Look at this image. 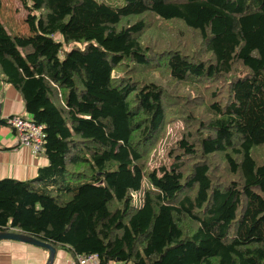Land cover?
<instances>
[{"label": "trees", "instance_id": "trees-1", "mask_svg": "<svg viewBox=\"0 0 264 264\" xmlns=\"http://www.w3.org/2000/svg\"><path fill=\"white\" fill-rule=\"evenodd\" d=\"M29 1L26 40L0 15V93L48 164L0 179V232L98 264H264V0Z\"/></svg>", "mask_w": 264, "mask_h": 264}, {"label": "crops", "instance_id": "crops-1", "mask_svg": "<svg viewBox=\"0 0 264 264\" xmlns=\"http://www.w3.org/2000/svg\"><path fill=\"white\" fill-rule=\"evenodd\" d=\"M0 119L7 116L26 115L20 93L11 85L2 87L0 93ZM48 164L42 153L33 154L31 149L18 145V135L4 122L0 123V179L20 181L36 177L38 169ZM55 249L51 264H74L70 251L52 245ZM48 250L13 240H0V264H45Z\"/></svg>", "mask_w": 264, "mask_h": 264}, {"label": "rangeland", "instance_id": "rangeland-1", "mask_svg": "<svg viewBox=\"0 0 264 264\" xmlns=\"http://www.w3.org/2000/svg\"><path fill=\"white\" fill-rule=\"evenodd\" d=\"M121 3L123 2H119L118 4ZM30 4L29 0H2L0 15L8 30L15 34L18 40H26L30 37L32 21L40 15L39 11L30 9ZM181 128L182 124L179 121L167 127L165 137L153 151L151 166L161 163L167 142L175 138V134Z\"/></svg>", "mask_w": 264, "mask_h": 264}, {"label": "built area", "instance_id": "built-area-1", "mask_svg": "<svg viewBox=\"0 0 264 264\" xmlns=\"http://www.w3.org/2000/svg\"><path fill=\"white\" fill-rule=\"evenodd\" d=\"M5 122L18 135V145L30 148L33 154L42 152L45 134L40 124L18 115L7 116ZM73 259L74 264H98L95 254H77Z\"/></svg>", "mask_w": 264, "mask_h": 264}, {"label": "water", "instance_id": "water-1", "mask_svg": "<svg viewBox=\"0 0 264 264\" xmlns=\"http://www.w3.org/2000/svg\"><path fill=\"white\" fill-rule=\"evenodd\" d=\"M0 240L19 241V242H23L26 244L36 246V247L44 248V249L48 250V258H47V261L45 264H51L52 263L54 253H55V249L50 243L43 242V241L35 239L31 236H27V235H24V234H21L18 232H14V231L0 232Z\"/></svg>", "mask_w": 264, "mask_h": 264}, {"label": "bare ground", "instance_id": "bare-ground-1", "mask_svg": "<svg viewBox=\"0 0 264 264\" xmlns=\"http://www.w3.org/2000/svg\"><path fill=\"white\" fill-rule=\"evenodd\" d=\"M62 38V37H61ZM189 86V85H188ZM193 88V87H192ZM216 88V87H215ZM199 91V90H198ZM200 96V95H199ZM204 110V109H203ZM209 111V110H208ZM211 113V112H210ZM196 128V127H195ZM259 152V151H258ZM254 153V152H253Z\"/></svg>", "mask_w": 264, "mask_h": 264}]
</instances>
